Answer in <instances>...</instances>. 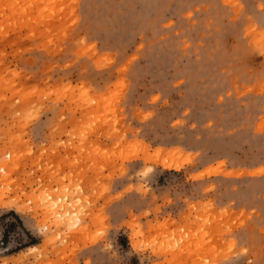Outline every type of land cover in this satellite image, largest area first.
Returning a JSON list of instances; mask_svg holds the SVG:
<instances>
[{
  "label": "rangeland",
  "instance_id": "obj_1",
  "mask_svg": "<svg viewBox=\"0 0 264 264\" xmlns=\"http://www.w3.org/2000/svg\"><path fill=\"white\" fill-rule=\"evenodd\" d=\"M0 264H264V0H0Z\"/></svg>",
  "mask_w": 264,
  "mask_h": 264
},
{
  "label": "bare ground",
  "instance_id": "obj_2",
  "mask_svg": "<svg viewBox=\"0 0 264 264\" xmlns=\"http://www.w3.org/2000/svg\"><path fill=\"white\" fill-rule=\"evenodd\" d=\"M158 164L161 165L162 167L169 169V168H175L168 160H158ZM202 173L201 175H203Z\"/></svg>",
  "mask_w": 264,
  "mask_h": 264
},
{
  "label": "trees",
  "instance_id": "obj_3",
  "mask_svg": "<svg viewBox=\"0 0 264 264\" xmlns=\"http://www.w3.org/2000/svg\"><path fill=\"white\" fill-rule=\"evenodd\" d=\"M3 240H4V242H6V240H7V236L5 234L3 235ZM33 244H34V241L32 239H30L29 245H33Z\"/></svg>",
  "mask_w": 264,
  "mask_h": 264
},
{
  "label": "clouds",
  "instance_id": "obj_4",
  "mask_svg": "<svg viewBox=\"0 0 264 264\" xmlns=\"http://www.w3.org/2000/svg\"><path fill=\"white\" fill-rule=\"evenodd\" d=\"M151 171H154V169L148 168V169H146V170L143 172V174H144V175H147V173H148V172H151ZM137 175H141V173H137Z\"/></svg>",
  "mask_w": 264,
  "mask_h": 264
}]
</instances>
